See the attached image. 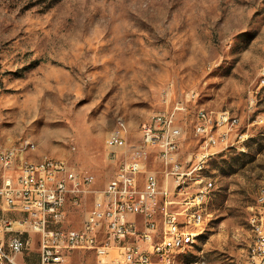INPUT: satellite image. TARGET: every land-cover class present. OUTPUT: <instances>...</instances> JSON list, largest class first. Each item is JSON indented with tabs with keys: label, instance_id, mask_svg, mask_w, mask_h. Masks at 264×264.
Instances as JSON below:
<instances>
[{
	"label": "rangeland",
	"instance_id": "obj_1",
	"mask_svg": "<svg viewBox=\"0 0 264 264\" xmlns=\"http://www.w3.org/2000/svg\"><path fill=\"white\" fill-rule=\"evenodd\" d=\"M199 109L236 116L242 136L203 161L213 183L204 229L179 264H242L264 187V0H0V146L93 176L94 192L67 205L65 228L81 227L116 172L105 140L119 119L134 143L139 124L164 113L182 130L185 161L200 144ZM145 169L163 183L156 155ZM8 214L0 201V219ZM20 229L34 236L24 254L34 264L37 235ZM62 264L98 263L76 249Z\"/></svg>",
	"mask_w": 264,
	"mask_h": 264
},
{
	"label": "built area",
	"instance_id": "obj_2",
	"mask_svg": "<svg viewBox=\"0 0 264 264\" xmlns=\"http://www.w3.org/2000/svg\"><path fill=\"white\" fill-rule=\"evenodd\" d=\"M194 133L201 139L198 150L180 160L182 130L170 124L164 113H155L139 125L138 142L129 143L118 125L108 134V157L117 161L114 175L94 193L81 227L65 228L67 205L92 190L93 176L78 172L62 159H43L40 165L24 158L22 147L0 146L3 169L0 201L8 210L20 212L21 220L0 219V233H13L0 240V264H19L17 257L29 247L27 226L38 235L39 263L62 264L72 250L93 252L98 264L111 258L114 264H173L184 251L190 235L204 229L205 205L213 190L212 181L200 173L210 148L226 146L238 133L239 121L227 111L199 109ZM30 151L35 148L29 143ZM156 155L164 166L161 184L146 161ZM251 227L258 236L249 237L250 254L242 264H264V189H257L249 209Z\"/></svg>",
	"mask_w": 264,
	"mask_h": 264
},
{
	"label": "bare ground",
	"instance_id": "obj_3",
	"mask_svg": "<svg viewBox=\"0 0 264 264\" xmlns=\"http://www.w3.org/2000/svg\"><path fill=\"white\" fill-rule=\"evenodd\" d=\"M149 119H150V117L148 119L144 120V121H149ZM117 125H118L119 130L126 131L124 122L122 120L119 119L117 121ZM139 125H141V123ZM138 129H139V127H138ZM106 140H108V137L106 138ZM45 157H46V159H58V158L43 156V157H41L39 159L31 160V164L40 165V163L43 162V159ZM202 166H203V161H202ZM259 189H264V187H261ZM249 223H250V215H249V218H248L247 225ZM202 231H203V229L196 230V231H194V233L192 235H190V243H187L184 251L177 252V255L175 256V258H173V264H179L180 260L182 259L183 254L189 250V248L193 245V243L195 242V240L198 238L199 234ZM257 236H258V227H251L250 230H249V237H257ZM246 254H250V247H248Z\"/></svg>",
	"mask_w": 264,
	"mask_h": 264
},
{
	"label": "crops",
	"instance_id": "obj_4",
	"mask_svg": "<svg viewBox=\"0 0 264 264\" xmlns=\"http://www.w3.org/2000/svg\"><path fill=\"white\" fill-rule=\"evenodd\" d=\"M4 210L6 212H8L9 214L8 215H4L2 217H9L11 218L12 220H14L15 222L21 220L22 218V214L20 212H17V211H13V210H8L4 207ZM1 217V218H2ZM19 227V226H18ZM16 226H13V228L15 229V231H22L23 229H20V227L18 228ZM35 234V233H34ZM11 235H13V233H5V234H2L0 233V240L1 241H4V240H7ZM26 237H28L30 243H29V247L28 249L35 243V239H34V236L32 234H24ZM37 235V234H36ZM37 252L35 254H27L29 256V260H33L34 264H40L39 263V246H38V235H37ZM26 251V250H25ZM25 251L21 254V255H18L17 257V260L19 262V264H26V262L24 261V254H25Z\"/></svg>",
	"mask_w": 264,
	"mask_h": 264
}]
</instances>
